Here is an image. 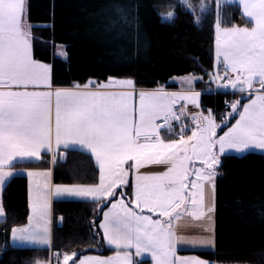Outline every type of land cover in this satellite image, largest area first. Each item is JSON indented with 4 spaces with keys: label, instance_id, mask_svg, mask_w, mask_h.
I'll return each instance as SVG.
<instances>
[{
    "label": "snow or ice",
    "instance_id": "1",
    "mask_svg": "<svg viewBox=\"0 0 264 264\" xmlns=\"http://www.w3.org/2000/svg\"><path fill=\"white\" fill-rule=\"evenodd\" d=\"M231 3L215 0L216 71L206 75L208 93L227 94L232 89L241 94L227 104V117L235 123L223 116L217 123L212 110L196 113L191 117L195 127L187 135L181 116L188 104L201 107L202 93L192 85L202 77H185L189 90L184 93L158 89L137 94L131 79H110L95 89L91 81L82 87H54L51 66L32 55L26 0H0V190L16 174L11 169L40 160L42 150L53 154L55 164L53 145L79 146L99 170V182L87 185H57L51 181V170L27 171L31 212L25 226L11 229L14 244L50 248L52 199L76 198L100 208L103 219L97 235H103L97 244H106L114 255L66 253L61 262L56 254L55 264H138L136 257L145 254L152 264H203L195 257L176 255L182 238L173 231L174 221L191 216L204 221L207 232L221 157L230 151L264 150V0H239L249 26L227 28L222 26L221 6ZM199 8L197 22L211 5L202 0ZM162 18L172 21L174 12ZM180 101L184 103L177 112ZM173 121L181 125L180 132L165 136L172 133ZM146 165H163L166 170L140 174ZM5 213L0 197V216Z\"/></svg>",
    "mask_w": 264,
    "mask_h": 264
},
{
    "label": "trees",
    "instance_id": "2",
    "mask_svg": "<svg viewBox=\"0 0 264 264\" xmlns=\"http://www.w3.org/2000/svg\"><path fill=\"white\" fill-rule=\"evenodd\" d=\"M201 2L26 0L32 55L51 66L54 87L83 86L90 81L96 86L109 79H131L137 89H169L174 88L172 79L195 74L202 77L196 89L208 88L206 73L215 72L216 6L215 0H203L211 10L197 22ZM169 12H174V20H163L161 14ZM246 20L236 3L222 4L223 27L231 28ZM59 46H63V58L56 55ZM240 95L204 92L200 108L212 110L218 123L222 116L233 123L235 119L227 117L231 111L227 104L240 99ZM56 154L55 164L52 155L43 154L38 162L19 163L13 169H51L57 185L98 183V169L90 155L78 150ZM1 197L6 213L0 221V264L46 263L51 253L105 256L112 252L104 244H97L102 237L101 232L97 235L100 208L90 201L74 200L53 203L51 249L13 246L11 229L25 226L30 215L27 178L12 176ZM214 215V250L191 254L210 264H264V154L222 157Z\"/></svg>",
    "mask_w": 264,
    "mask_h": 264
},
{
    "label": "crops",
    "instance_id": "3",
    "mask_svg": "<svg viewBox=\"0 0 264 264\" xmlns=\"http://www.w3.org/2000/svg\"><path fill=\"white\" fill-rule=\"evenodd\" d=\"M233 3H236L238 6H239V0H233ZM246 18V17H245ZM247 19V18H246ZM26 26L29 27V25L26 23ZM249 26V25H248ZM235 27H246V24L243 23V22H239L238 24L235 25ZM122 80H126V79H122ZM116 81H120V80H116ZM107 84V83H106ZM170 84H172L174 86V88H169V89H166V88H158V89H163L164 91L166 92H169V93H184V92H187L188 90H183V89H180L179 88V85L173 81L171 82ZM82 87V86H81ZM93 89H95L96 86L92 85ZM69 88V87H68ZM216 88V85L213 84V89ZM196 91L198 92H201V93H204L207 91V88H202V89H196L194 88ZM156 89L154 90H141V89H137L135 88V91L136 92H141V91H144V92H152V91H155ZM227 92H230V93H233L232 92V89L231 90H227ZM240 94V93H239ZM246 94V93H245ZM180 103H177L175 105V110L177 112L180 111ZM205 111H203L201 108H196L194 107L193 105L191 104H188L187 105V108L185 109V114L183 115V117L192 122V119H191V116H193L194 114L196 113H201V114H204ZM194 113V114H193ZM238 119V118H237ZM235 123V121L233 122ZM194 125V124H193ZM195 126V125H194ZM168 135H174V130L172 131V133H167L165 132V136H168ZM60 150H78V151H81V152H84L88 155H90V153L88 152H85V151H82L79 146H71L69 147L68 149H65L62 145L57 149L55 147V145H53V153H56L57 151H60ZM248 153H260V154H264V150H254V151H251V152H245V154H248ZM43 154H50L53 156L52 153H48L46 150H42V155ZM245 154H227V155H236V156H243ZM41 155V156H42ZM91 156V155H90ZM92 158V157H91ZM41 159V158H40ZM94 164H95V161L94 159L92 158ZM39 161V160H38ZM37 160H34L32 162H38ZM19 164V163H18ZM96 166V164H95ZM96 168L98 169V166H96ZM6 171L9 170V169H5ZM51 170V169H50ZM166 168L163 166V165H146L145 167H142L139 172L140 174H159L163 171H165ZM11 171H13L14 173H16L15 175H23L27 178L28 180V194H29V179L27 177V171L29 170H18V169H11ZM98 173H99V170H98ZM14 176V175H12ZM11 176V177H12ZM130 176H131V173H130ZM11 177H8L6 179V182H5V185L7 184V182L9 181V179ZM194 179V178H192ZM51 181L53 183V176H52V170H51ZM98 182H99V175H98ZM54 184V183H53ZM5 185L3 186V188L5 187ZM3 188L2 190H0V197L2 196V191H3ZM127 199V198H126ZM57 200H74V201H88V200H82V199H76V198H63V199H56L55 197L52 199V204H51V209H52V206H53V203ZM107 210V209H105ZM31 212V210H30ZM151 215V214H150ZM155 218V217H153ZM4 219V215L3 216H0V221ZM103 219V213H102V217H101V220ZM213 219H215V215L214 213L212 214V220L210 222L207 223V227L209 228V230L207 232L204 231V226H205V222L204 221H197L195 220L194 218H192L191 216H187V215H182L180 217L179 220H176L174 221L173 223V231L175 232V234L182 238L181 239V242H179L177 244V252H176V255L178 257H181V258H192V257H195L199 260H201L203 262V264H210L209 262L203 260V259H200L198 258L197 256L191 254L192 252H195V250L197 249V246L198 247H202L204 248L205 245L209 244H201V243H192L191 241H198V240H201V239H207L211 240V233L213 231ZM52 228H53V212L51 211V247L49 248V246H37V245H20L19 243L17 244H14L13 241H12V237H10V242L13 246H16V247H25V248H47V249H51L52 248ZM102 234V232H101ZM204 234H206V236L204 237ZM103 235V234H102ZM105 247L109 250H111L112 252L108 255H105V257H108V256H112L114 255V250L110 249L106 244H104ZM195 247V248H194ZM84 255H100V254H97V253H88V254H84ZM54 256L52 253L50 254V257H49V261L46 262V263H39V264H55V263H52L50 258ZM103 256V255H101ZM61 257V262H62V258L63 256H60ZM136 260L138 261V264L139 262L141 261H150L151 262V258L150 256H148L147 254L143 255L142 257H136ZM71 264V262H70ZM152 264V262H151Z\"/></svg>",
    "mask_w": 264,
    "mask_h": 264
},
{
    "label": "rangeland",
    "instance_id": "4",
    "mask_svg": "<svg viewBox=\"0 0 264 264\" xmlns=\"http://www.w3.org/2000/svg\"><path fill=\"white\" fill-rule=\"evenodd\" d=\"M166 15H167V13H165V14L163 13V14H161V17L166 16ZM162 19H163V20H166V21L168 20V19H164V18H162ZM246 26H248V25H246ZM56 55H57L58 57H60V58H63V56H64L63 46H59V47H57ZM190 75H191V74H190ZM187 76H189V75L182 76V77H176V78L172 79V80L170 81V83L173 82V81H175V82L179 85V88H180V89H183V90H189V85L183 82V81H184V78L187 77ZM195 76H196V75H195ZM196 77H199V76H196ZM199 81H200V80L194 82V84L192 85V87L197 88L196 85H197V83H198ZM204 89H205V88H204ZM207 89H208V88H207ZM156 90H158V89H156ZM228 90H231V89H228ZM232 92H233V90H232ZM136 93L138 94L139 92H136ZM244 95H247V94H244ZM179 103H180V106H181V104H183L184 102H183V101H180ZM180 106H179V107H180ZM208 112H209V110L206 111V112H204V114H202V115H207ZM193 114H194V113H193ZM191 117H192V116H191ZM237 118H238V117H237ZM184 120H185L186 123H189L191 126L193 125L192 122L186 120L185 118H184ZM216 122H217V121H216ZM217 123H218V122H217ZM225 130H227V129H225ZM217 131H219V129H218ZM222 134H223V132L221 131V133H219L218 135H222ZM189 135H191V133H190ZM228 154H236V153H235L234 151H230V152H228ZM243 154H245V153H243ZM221 161H222V157H221ZM197 163H198V162H197ZM192 178H194V177H192ZM214 231H215V219H213V231H212V233H211V240H210V238H209V240L211 241V243L205 245L204 248H202L201 246H200V247L197 246V249L195 250V252H198V251H212V250H214V247H215V239H214V233H215V232H214ZM205 236H206V234H204V237H205ZM194 248H195V247H194Z\"/></svg>",
    "mask_w": 264,
    "mask_h": 264
},
{
    "label": "built area",
    "instance_id": "5",
    "mask_svg": "<svg viewBox=\"0 0 264 264\" xmlns=\"http://www.w3.org/2000/svg\"><path fill=\"white\" fill-rule=\"evenodd\" d=\"M181 120L184 121V124L186 126L187 135H189L191 133V129L194 127L191 126L189 123H186L182 116H181ZM172 123H173V127L176 129V133H179L181 130V125L179 124V122L173 121ZM54 261H55V258H54Z\"/></svg>",
    "mask_w": 264,
    "mask_h": 264
},
{
    "label": "water",
    "instance_id": "6",
    "mask_svg": "<svg viewBox=\"0 0 264 264\" xmlns=\"http://www.w3.org/2000/svg\"><path fill=\"white\" fill-rule=\"evenodd\" d=\"M110 80V79H109ZM109 80H108V82H109ZM111 80H115L116 81V79H111ZM220 133V131H218V134ZM60 160H61V158H60Z\"/></svg>",
    "mask_w": 264,
    "mask_h": 264
}]
</instances>
